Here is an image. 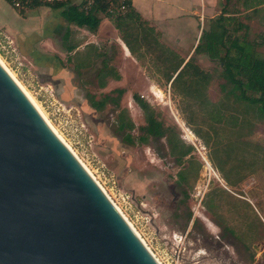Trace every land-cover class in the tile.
Wrapping results in <instances>:
<instances>
[{
	"label": "rangeland",
	"instance_id": "rangeland-1",
	"mask_svg": "<svg viewBox=\"0 0 264 264\" xmlns=\"http://www.w3.org/2000/svg\"><path fill=\"white\" fill-rule=\"evenodd\" d=\"M145 2L162 25L173 24L184 45L179 56L189 57L200 20L182 17L186 0ZM224 3L212 0L198 27L207 30ZM260 8L252 14L232 2L225 12L248 26V37L264 58ZM193 10L199 17V8ZM59 13L48 6L19 10L0 0V60L153 257L159 264H264V119L226 97L221 67L206 55H191L207 76L199 91L185 88L188 71L169 86L162 75L169 63L160 52L165 45L143 49L142 60L134 61L121 43L128 28L121 34L115 18L103 14L95 33L68 24L44 33L59 21ZM70 46L76 49L70 52ZM135 94L166 133L192 146L180 163L165 138L145 131ZM103 100L102 108L93 107L92 101ZM114 100L119 105L113 106ZM121 115L132 121L131 130H118Z\"/></svg>",
	"mask_w": 264,
	"mask_h": 264
},
{
	"label": "water",
	"instance_id": "water-1",
	"mask_svg": "<svg viewBox=\"0 0 264 264\" xmlns=\"http://www.w3.org/2000/svg\"><path fill=\"white\" fill-rule=\"evenodd\" d=\"M0 264H157L1 66Z\"/></svg>",
	"mask_w": 264,
	"mask_h": 264
},
{
	"label": "trees",
	"instance_id": "trees-1",
	"mask_svg": "<svg viewBox=\"0 0 264 264\" xmlns=\"http://www.w3.org/2000/svg\"><path fill=\"white\" fill-rule=\"evenodd\" d=\"M224 1L225 6H229L232 2L242 3L247 11L252 14H258L262 9L260 7L264 6V0ZM8 2L11 3L10 0ZM84 4V1L80 5L72 4L69 0L51 3L34 1L29 6L32 8L48 6L54 11L59 10L60 16L68 25L95 33L101 22L98 14H103L106 18H111V16L107 14L106 7L102 3H93L86 10L83 8ZM251 5L254 7H249ZM225 6L222 7L220 15L211 20L209 28L201 31L192 55H206L210 61L217 62L221 67V77L225 81L221 87L226 97L232 98L236 106H245L250 112L255 113L257 118L264 119V58L257 51V42L249 39L248 26L239 22L234 15L226 13ZM114 20H116L115 28L121 34L123 27L128 28V33L122 34L121 40L133 57H138L136 56V49L139 50L140 48L137 47V44L141 48L145 47V49L152 47L149 37L154 31L144 27L145 22L135 12L132 0H127V12L124 16L116 17ZM64 39H68V32ZM68 50L73 51L74 47L70 46ZM160 52L163 54L162 59L170 64L162 72L166 82H171L170 86H172L180 77L184 76L185 71H188L191 76L189 80L184 81L185 88L199 91L201 81H204L203 79L207 76L193 64L192 56L185 63L184 60L172 63L171 55L164 51ZM115 79L118 80L119 75L116 74ZM133 101L143 112L146 122L145 131L156 138H165L170 154L176 157L178 163L192 153V146H185L174 132L166 133L163 130L160 122L155 119L151 107L140 96L133 95ZM92 102L95 109H100L105 105L106 100ZM132 128L133 123L129 118L124 115L118 117L119 131L131 130ZM196 135L201 139L198 134ZM204 146L207 147L205 142ZM215 168L227 185L232 186L223 171L218 166Z\"/></svg>",
	"mask_w": 264,
	"mask_h": 264
},
{
	"label": "crops",
	"instance_id": "crops-1",
	"mask_svg": "<svg viewBox=\"0 0 264 264\" xmlns=\"http://www.w3.org/2000/svg\"><path fill=\"white\" fill-rule=\"evenodd\" d=\"M195 3V4H194ZM212 3V0H186L185 4H184V8H183V18L186 20L188 16L193 17L195 19L199 18V24L197 26H195V28L198 30L197 32V37L195 38V44L191 50L190 56L187 58H182L180 57V53L178 52L184 47L183 43H182V39H180V36H178L177 32L175 31V28L173 26V24H170L168 26L162 25L161 24V18L157 19L159 17H156L154 15V12H150L148 11V8L146 6V2L145 0H132V5L133 8L135 10V12L141 17V20H143L145 22L144 27L145 28H150L153 29L154 33L150 35L149 40L152 44V46H154L153 44H161V45H165V50L164 52L167 53L168 55H171L173 58L172 63L174 62H178L180 60H184V63L187 62V60L191 57L193 50L197 44L198 38L201 34V28L198 27L200 25V23H202L203 19H204V15L206 14V11H208V5H210ZM194 6V7H193ZM199 8V17H197V12L193 10V8ZM165 19V20H164ZM162 18V22L165 21H172L171 18ZM197 24V22L195 23V25ZM202 27V26H201ZM121 43L123 45V49H125V52L128 51L126 45L123 43V41L121 40ZM187 47V46H185ZM145 50V47L140 48L139 50L136 49V56L138 57H133L130 53L129 56L131 57V59L135 60H142V56L141 54H145V52H141L142 50ZM126 52V53H127ZM182 52V51H181ZM127 55V54H126ZM170 64H168L167 66H169ZM120 76V75H119ZM170 83L169 84L170 86Z\"/></svg>",
	"mask_w": 264,
	"mask_h": 264
},
{
	"label": "bare ground",
	"instance_id": "bare-ground-1",
	"mask_svg": "<svg viewBox=\"0 0 264 264\" xmlns=\"http://www.w3.org/2000/svg\"><path fill=\"white\" fill-rule=\"evenodd\" d=\"M0 66L2 67V69L5 71V73L9 76V78L13 81V83L17 86V88L20 90V92L24 95V97L28 100V102L32 105V107L36 110V112L39 114V116L42 118V120L45 122V124L48 126V128L53 132V134L58 138V140L63 144V146L70 152V154L73 156V158L78 162V164L82 167V169L87 173V175L94 181V179L91 177L90 172L88 171V169L82 165V163L78 160L77 156H75V154L73 153L72 150H70L68 148V146H66L64 144V142L61 140V138L57 135L56 131L54 130V128L50 125L49 121L46 119V117L42 114V112L40 111V109L37 107V105L32 101V99L30 98V96L27 94V92L23 89V87L20 86V84L17 82V80L14 78V76L9 72V70L5 67V65L2 63V61L0 60ZM181 124V123H180ZM182 125V124H181ZM183 126V125H182ZM184 127V126H183ZM185 129V128H184ZM189 134V140L190 141H194L195 138L191 133ZM206 164L208 165V168L210 171H212L210 164L208 163L207 160H205ZM213 172V171H212ZM215 173V172H213ZM215 175V174H214ZM95 182V181H94ZM95 184L97 185V187L100 189V191L104 194V196L107 198V196L105 195V193L102 191V187L100 188L98 186V184L95 182ZM107 200L110 202V200L107 198ZM111 203V202H110ZM111 205L114 207V205L111 203ZM114 209L118 212V214L122 217V219L126 222V224L129 226V228L132 230V232L135 234V236L139 239V241L141 242V244L146 248V246L143 244V242L140 240V236L138 237L137 234L134 232L133 230V226L131 227V224L128 223V220H126L124 218V216L121 215V211H119L117 208L114 207ZM146 250L149 252V254L153 257V255L150 253V251L146 248ZM153 259L158 263V261L153 257Z\"/></svg>",
	"mask_w": 264,
	"mask_h": 264
},
{
	"label": "built area",
	"instance_id": "built-area-1",
	"mask_svg": "<svg viewBox=\"0 0 264 264\" xmlns=\"http://www.w3.org/2000/svg\"><path fill=\"white\" fill-rule=\"evenodd\" d=\"M14 7L24 9L30 3L34 1L51 3L54 1H66V0H10ZM83 5L84 10L88 9L93 3H102L106 7V12L109 16L116 18L124 16L127 12V0H85Z\"/></svg>",
	"mask_w": 264,
	"mask_h": 264
},
{
	"label": "flooded vegetation",
	"instance_id": "flooded-vegetation-1",
	"mask_svg": "<svg viewBox=\"0 0 264 264\" xmlns=\"http://www.w3.org/2000/svg\"><path fill=\"white\" fill-rule=\"evenodd\" d=\"M59 21H57V23H53V24H51V25H49V26H47V28H45V30H44V33H45V31L46 32H48L49 31V29H54L55 28V26H56V29H58V28H62L63 27V25H66L67 24V22L60 16V14H59ZM66 34V33H65ZM65 34L63 35V39H64V36H65ZM76 48H74V50H75ZM73 50V51H74ZM71 52V51H70ZM117 75H119L118 73H116ZM115 74V75H116ZM115 75H114V77H113V80H115V81H117L116 79H115ZM119 78H120V76H119ZM122 95V91L121 90H118L117 91V97H119V96H121ZM112 103L114 104L113 106H117V105H119V101L118 100H114V101H112Z\"/></svg>",
	"mask_w": 264,
	"mask_h": 264
}]
</instances>
